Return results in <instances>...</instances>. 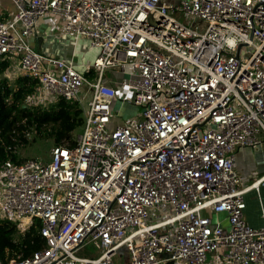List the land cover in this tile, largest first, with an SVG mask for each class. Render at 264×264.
I'll list each match as a JSON object with an SVG mask.
<instances>
[{"label": "built area", "instance_id": "1", "mask_svg": "<svg viewBox=\"0 0 264 264\" xmlns=\"http://www.w3.org/2000/svg\"><path fill=\"white\" fill-rule=\"evenodd\" d=\"M12 1L0 61L38 81L27 101L78 102L84 125L49 160L0 167V220H32L24 232L39 219L45 239L0 264H264V225L245 219V195L264 177L244 186L235 165L264 134V0ZM47 15L97 50L95 79L31 45ZM108 71L127 78L108 85ZM118 87L141 116L110 129ZM87 246L98 255L79 256Z\"/></svg>", "mask_w": 264, "mask_h": 264}, {"label": "trees", "instance_id": "2", "mask_svg": "<svg viewBox=\"0 0 264 264\" xmlns=\"http://www.w3.org/2000/svg\"><path fill=\"white\" fill-rule=\"evenodd\" d=\"M11 67L9 60L0 61V167L6 161L20 164L18 149L37 139L51 140L54 147L74 145L75 133L83 128L84 112L78 102L59 97L48 106L27 105L39 83L29 76H18L13 81L5 76ZM86 77H91L87 72ZM32 134V138L30 137ZM39 219L24 232L18 224L0 220V258L23 260L33 256L45 246Z\"/></svg>", "mask_w": 264, "mask_h": 264}, {"label": "crops", "instance_id": "3", "mask_svg": "<svg viewBox=\"0 0 264 264\" xmlns=\"http://www.w3.org/2000/svg\"><path fill=\"white\" fill-rule=\"evenodd\" d=\"M0 12L4 18L10 19L17 13V8L12 0H0ZM65 26V21L58 16H43L38 20L36 33L29 41L36 50L48 56L73 62L80 72L84 74L90 72L91 77L89 78L95 79L97 73L92 69V64L98 56L97 50L91 47L89 40L86 38H81L76 42L74 37L65 33ZM7 72L13 74L15 78L22 76L18 63L14 60L11 61V67ZM124 78H127V76L119 72L108 71L104 75V82L108 85L116 86ZM118 88V97L112 104L113 118L110 129L133 125L141 116V111L137 116H134V112L130 111L134 105L129 101H123L125 90L121 87ZM84 91L83 89L81 96ZM120 111H123L121 115L126 120L124 123L118 120ZM259 140L261 144L257 148H242L235 153L236 170L242 177L244 186H250L252 183L264 177V134H259ZM245 202L246 222L254 228L263 227L264 185L260 186L259 191L255 189L249 191L245 195ZM219 219L224 220V225L228 226L223 214L219 216Z\"/></svg>", "mask_w": 264, "mask_h": 264}, {"label": "rangeland", "instance_id": "4", "mask_svg": "<svg viewBox=\"0 0 264 264\" xmlns=\"http://www.w3.org/2000/svg\"><path fill=\"white\" fill-rule=\"evenodd\" d=\"M165 1L170 6H178L183 0H165ZM177 17L179 19H181L180 15H177ZM186 19L188 22H190V20L187 16H186ZM204 30H205L204 27L200 29L201 32H204ZM242 56L247 57V58L250 57L251 52L249 51V49L244 48L242 50ZM5 76L8 77L12 81L15 79L14 75L10 74L9 72H6ZM130 96L131 97L128 99V101L133 104V102L131 101V99L133 100V94L130 93ZM33 102H35V101L34 100L27 101V105H29V106L35 105L36 103H33ZM131 109L132 110H130V111L134 112V116H137L141 111L140 108L138 109L135 106H132ZM121 112H123V111L119 112L120 115H119L118 120L123 121V123H124L126 120H125V118H123V115H121ZM82 131H83V128L79 129L75 133V136H78L79 134H81ZM29 138H32V134H30ZM53 148H54V145H53L51 140L37 139L34 142L28 144L26 147H22V148L18 149V153L20 156V160H22V161H26L29 159H34V160H39V161H47V160H49V158L51 156V151ZM31 223H32V220L24 219L20 223L22 226L20 225V226H18V228H19V230L20 229L21 230L26 229L27 228L26 226H29ZM78 255L83 256V257H90L92 255H98V251L93 246H87V247L81 249L79 251Z\"/></svg>", "mask_w": 264, "mask_h": 264}]
</instances>
